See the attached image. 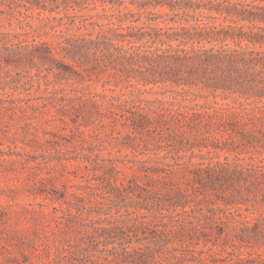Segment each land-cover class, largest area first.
<instances>
[{
	"label": "rangeland",
	"instance_id": "374dc122",
	"mask_svg": "<svg viewBox=\"0 0 264 264\" xmlns=\"http://www.w3.org/2000/svg\"><path fill=\"white\" fill-rule=\"evenodd\" d=\"M95 7L78 14L106 23ZM63 15L0 0V264H264L256 188L200 171L225 156L233 162L240 149L264 161L258 143L242 146L259 123H225L231 110L213 114L211 101L232 99L220 95L209 96L210 120L184 107L110 105V94L134 99L130 88L90 57H61L57 35L80 23L51 18ZM42 41L55 45L57 60L34 56L31 43ZM162 91L141 97L169 98Z\"/></svg>",
	"mask_w": 264,
	"mask_h": 264
},
{
	"label": "trees",
	"instance_id": "16d2710c",
	"mask_svg": "<svg viewBox=\"0 0 264 264\" xmlns=\"http://www.w3.org/2000/svg\"><path fill=\"white\" fill-rule=\"evenodd\" d=\"M27 1L49 11H63V16L52 19L70 17V24L80 18L79 32H60L56 46L64 50L63 58L78 61L90 57L100 71H110L117 83L130 88L134 99L110 94L107 97L110 105L127 108L131 101L130 106L137 109L141 103L148 109L154 103L163 110L184 107L192 116L206 120L213 114L231 110V117L225 121L230 126L241 121L259 123L260 130L244 134L242 146L258 143L264 152V0H129L137 11L127 12L119 9L126 6L125 0ZM97 3L102 6L106 23L93 21L97 14H78L84 9H95ZM105 3L117 6V11L106 13ZM142 14H146L145 21H141ZM163 16H168L164 23H156ZM87 20L92 29L88 28ZM30 46L39 59L57 60L54 44L42 41ZM146 86L149 88H141ZM154 87L163 89L162 92L166 89L171 95L141 97ZM210 95L230 97L232 103L222 106L212 100L216 106L213 114L209 113ZM199 98L205 101L200 103ZM241 152L247 149L237 153ZM238 154L233 162L225 156L224 161L207 163L200 171L219 174L224 180L242 178L246 187L253 186L259 193V197L253 196V201L264 207V161L253 154L247 159ZM188 196L186 192H178L179 200L186 201ZM261 220L264 221V216ZM261 223L255 224L256 232L263 230L258 227Z\"/></svg>",
	"mask_w": 264,
	"mask_h": 264
}]
</instances>
